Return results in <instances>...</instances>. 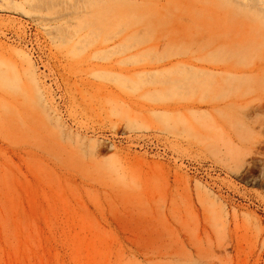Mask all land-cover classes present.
Returning a JSON list of instances; mask_svg holds the SVG:
<instances>
[{"label": "rangeland", "instance_id": "obj_1", "mask_svg": "<svg viewBox=\"0 0 264 264\" xmlns=\"http://www.w3.org/2000/svg\"><path fill=\"white\" fill-rule=\"evenodd\" d=\"M242 2L0 0V264H209L212 226L228 264H264Z\"/></svg>", "mask_w": 264, "mask_h": 264}, {"label": "bare ground", "instance_id": "obj_2", "mask_svg": "<svg viewBox=\"0 0 264 264\" xmlns=\"http://www.w3.org/2000/svg\"><path fill=\"white\" fill-rule=\"evenodd\" d=\"M242 4L244 6L248 5L249 8L255 13L256 17H260V13L264 15V0H242ZM264 108V104L259 106V109ZM208 243H209V255H210V260L209 264H228L229 260H233V256L231 255V252L228 251L229 248V243L227 242H220L219 241V236H218V231L215 226L211 227V230L209 231V236H208ZM232 247V246H231ZM246 251L252 252V247L246 246L245 249ZM232 252L237 254L238 252L236 251V247H233ZM223 255V258H221L219 255ZM234 254V255H235ZM237 256L235 255V258Z\"/></svg>", "mask_w": 264, "mask_h": 264}]
</instances>
